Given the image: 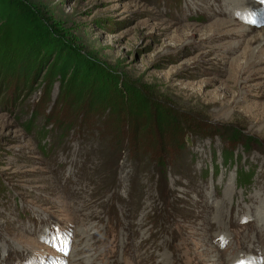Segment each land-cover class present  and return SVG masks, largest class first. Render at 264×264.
<instances>
[{
	"label": "rangeland",
	"instance_id": "1",
	"mask_svg": "<svg viewBox=\"0 0 264 264\" xmlns=\"http://www.w3.org/2000/svg\"><path fill=\"white\" fill-rule=\"evenodd\" d=\"M110 119L139 128L136 156ZM249 262L264 5L0 0V264Z\"/></svg>",
	"mask_w": 264,
	"mask_h": 264
},
{
	"label": "trees",
	"instance_id": "2",
	"mask_svg": "<svg viewBox=\"0 0 264 264\" xmlns=\"http://www.w3.org/2000/svg\"><path fill=\"white\" fill-rule=\"evenodd\" d=\"M116 122L117 121L116 120H113V119L108 120V122L104 124L103 131L106 133L108 131V128L111 127V130H110V132H111L113 129H115V126L114 125L116 124ZM118 126H119V123H118ZM123 127H126V126H123ZM123 127L121 126V127H117L115 129V132L120 131V136H119V139L120 140H119V143L121 142V139L122 138L123 139H129L130 142H131V143L129 142V144H131L132 147H134V149H132V153L131 154H133V156H136L139 153V149L137 147L139 145V143H140L139 138H138V130H139V128L135 124V127L133 125V127L130 128L131 133H129V129L128 130L127 129H123ZM130 134H132V135H130ZM176 135H177V132L174 133L173 136L171 135L172 136V141L175 142V144H174V147H175L174 149L175 150H172L171 155H170L171 157H173V159H176L180 155L179 152H181L183 150V148H184L183 147V145H184L183 144V141L180 142L179 141V138H178L177 141L175 140ZM113 139H117L115 135L112 136V140ZM146 141H147V139H146ZM129 151H130V149H129ZM230 155L231 154H229V156ZM223 160H224V157H223ZM224 162H225V160H224Z\"/></svg>",
	"mask_w": 264,
	"mask_h": 264
},
{
	"label": "snow or ice",
	"instance_id": "3",
	"mask_svg": "<svg viewBox=\"0 0 264 264\" xmlns=\"http://www.w3.org/2000/svg\"><path fill=\"white\" fill-rule=\"evenodd\" d=\"M258 3H260L261 5H264V0H257ZM249 23L255 24L256 21L254 19L249 18L248 20ZM249 264H253V262H249Z\"/></svg>",
	"mask_w": 264,
	"mask_h": 264
}]
</instances>
